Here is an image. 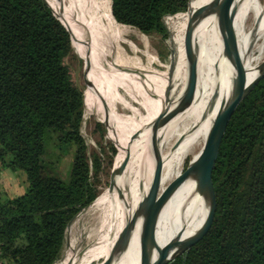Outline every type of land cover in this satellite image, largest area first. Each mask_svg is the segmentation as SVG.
I'll return each mask as SVG.
<instances>
[{"label":"trees","instance_id":"1","mask_svg":"<svg viewBox=\"0 0 264 264\" xmlns=\"http://www.w3.org/2000/svg\"><path fill=\"white\" fill-rule=\"evenodd\" d=\"M207 1L189 0L183 11L187 0H110V16L166 36L162 19L173 14L167 21L180 47L190 12ZM64 28L49 0H0V166L20 170L26 182L4 197L0 180L6 264H54L68 222L100 194L101 161L81 133L83 91L64 62L72 44ZM112 145L117 156L119 143ZM211 179L216 204L207 232L164 264H264V75L232 114ZM212 207L213 198L191 222L171 228L165 244L198 235Z\"/></svg>","mask_w":264,"mask_h":264},{"label":"bare ground","instance_id":"2","mask_svg":"<svg viewBox=\"0 0 264 264\" xmlns=\"http://www.w3.org/2000/svg\"><path fill=\"white\" fill-rule=\"evenodd\" d=\"M54 1L63 25L72 34L71 40L74 38L83 44L96 59V70L92 78L93 91L105 114L107 127L120 142L109 185L86 209L93 210L100 222L98 235L83 249L69 247L62 259L56 262L90 264L96 253L105 250L106 256L108 255L124 224L140 212L144 194L151 184L154 160L157 159L160 164L161 191L183 172L187 157L188 166L198 155L214 119L225 107L234 89L232 52L231 49L229 54L225 52V45L231 46L232 38L225 37L216 9L204 11L197 18L193 17L197 10H201L212 0L192 10L187 25L189 20L195 21L201 17L192 25V45L195 46L193 50L197 65L193 98L190 100L188 97V76L177 83V77L186 74L187 67L183 40L179 48L173 43L172 34L173 51L180 49V52L174 62L171 60L167 84L164 91L158 94L157 89L152 87L139 88L131 74L133 68L124 63L121 53L111 42L110 35L125 33L127 26L117 23L110 16V3L104 5L103 0ZM224 17L235 38L242 65V87H246L264 67V0H235L226 9ZM107 57L116 60L115 67L107 64ZM150 72L151 70H146L149 75ZM185 82L187 88L183 90ZM117 87L128 92L131 98L148 99V106L151 107L147 113L136 114L137 110L133 108L130 109L133 110L132 113L139 116L134 121L120 116L116 107L125 102L123 96L116 91ZM169 112L170 118L158 130V150L153 156L148 148L151 129L164 113ZM144 151L146 174L141 171ZM214 156L212 152L201 167L165 196L156 212L154 238L166 257L174 255L195 237L194 233L182 240L175 236L165 244L171 228L172 232L177 231L198 215L204 203L212 202L208 179ZM156 256L154 239L140 233L138 215L128 240L114 254L109 264H152Z\"/></svg>","mask_w":264,"mask_h":264},{"label":"rangeland","instance_id":"3","mask_svg":"<svg viewBox=\"0 0 264 264\" xmlns=\"http://www.w3.org/2000/svg\"><path fill=\"white\" fill-rule=\"evenodd\" d=\"M49 1L54 6L55 1ZM103 2L104 5H109L110 0H103ZM172 15H165L162 19L167 30L166 36H162L159 33L144 34L137 28L126 24H124L127 26V31L125 33L116 32L110 35V40L116 46L119 53H121L124 63L133 68L131 74L133 80L138 83L140 89L152 87L154 90L157 89L158 94L162 93L165 89L169 77L168 73L170 72L171 60L174 62L175 57L180 52V49L173 51L171 46V30L167 17ZM181 46L179 48H181ZM193 47L195 48V46ZM114 60L115 59H112V57L106 58V62L110 67H115L116 60ZM64 62L69 67L72 82L83 91V123L81 126V133L88 143V153H96L101 161L98 192L101 194L109 185L115 164L116 151L111 154L108 146L113 147L112 144L116 145L117 142H120L107 127L105 114L98 105L93 91L92 78L96 70V59L94 56L83 44H80L73 38L71 53L64 58ZM147 69L151 70L150 75L146 73ZM187 74L188 73L178 76L177 83H180L184 77L187 79ZM186 82L183 90L187 88ZM116 91L123 96L125 102L123 105L118 104L116 111L128 121H134L135 117H139L135 116L132 113L133 110L130 109L134 108L135 111L137 110L135 112L136 114L145 115L147 110L151 107L148 106V99H144L143 97L131 98L129 93L124 91L121 87H117ZM84 96L86 101L85 106ZM145 158L146 153L143 152L144 160L141 164V171L146 174ZM188 158L189 157H187V159ZM187 159L184 162V169L187 166ZM68 161L69 155L64 156L61 163L62 169L66 168ZM144 177L142 176V181ZM0 180L1 195L4 197L19 194L23 192L26 186L24 174L20 170L12 171L0 166ZM87 207L79 212L66 228L63 247L57 261L62 259L69 247L83 249L92 243L98 235L100 222L95 216V212L93 210H86ZM95 255L94 257L96 258L98 253ZM99 256L102 257V259L105 258V250L102 251ZM95 258L90 264L96 263ZM56 262L54 264H56Z\"/></svg>","mask_w":264,"mask_h":264},{"label":"water","instance_id":"4","mask_svg":"<svg viewBox=\"0 0 264 264\" xmlns=\"http://www.w3.org/2000/svg\"><path fill=\"white\" fill-rule=\"evenodd\" d=\"M45 1V0H44ZM235 1V0H234ZM233 0H229V2H225V0H212L209 4L202 7L201 10H197L194 14V18L199 17L204 11H210L213 9H216L219 12V22L222 28V31L225 35V37L232 38V44L231 46L226 44L225 45V52L226 54L230 53V49L232 52V59L234 64V70H235V76H234V89L233 92L225 105V107L222 109V111L216 116V118L213 121V124L208 132V135L203 143V146L201 147L198 155L194 159V161L188 165L183 172L173 178L166 187L159 191V180H160V164L157 159L154 160V167H153V174H152V180L151 184L149 185V188L144 194L143 201H142V207L140 212L138 213L140 217V233H143L144 235L151 237L154 239L157 256L153 260L152 264H164L169 259L173 258L175 255L183 251L184 249L190 247L192 244H194L196 241H198L200 238L204 236V234L207 232L213 215L215 211V194L213 190L212 185V179H211V171L214 166V162L217 157L219 145L222 139V136L224 134V131L226 129V126L234 113L238 103L242 100V98L255 86V84L258 82V80L264 75V67L259 72V74L255 77V79L246 87H242V65L239 59V54L237 50V46L235 43V38L233 36L231 27L229 22L225 19L224 14L226 9L230 4L234 2ZM46 3V2H45ZM189 0H187L186 6L183 11H186L188 8ZM47 4V3H46ZM49 7V6H48ZM50 11L54 15L53 11L49 7ZM111 12V10H110ZM56 18V16L54 15ZM114 18V17H113ZM57 19V18H56ZM192 24L193 20H189L188 26L186 28L184 38H183V51H184V58L186 62L187 67V73H188V79H189V99L192 100L194 91L196 88V81H197V65H196V58L194 55L193 45H192ZM65 32L69 36L70 40L72 38L71 32L64 28ZM170 118V112L168 114L164 113L163 116H161L153 125L150 137L148 140L149 149L153 156L156 155L158 150V130L160 127H162L166 120ZM145 152V151H144ZM214 152V161L210 169L209 174V185L211 188L212 198H213V207L212 212L209 217V220L207 221L204 228L201 230V232L196 235L194 238H192L190 241H188L185 245H183L174 255L170 257H166L164 250H161L159 245L156 243L154 238V220L156 216V212L164 199L165 196L170 194L175 190V188L192 172H194L196 169L201 167L206 160L208 159L209 155ZM144 181V178H143ZM87 207V206H86ZM85 207V208H86ZM84 209V208H83ZM82 209V210H83ZM81 210V211H82ZM79 211V212H81ZM78 212V213H79ZM138 215H133L123 226V228L118 233L113 245L111 246L108 255L102 259V257L99 256L100 253H98L97 257L95 258L96 263L95 264H109L114 256V254L126 243L129 237V232L132 229V225L136 222V219ZM73 220V218L68 222L66 228L68 227L69 223Z\"/></svg>","mask_w":264,"mask_h":264},{"label":"built area","instance_id":"5","mask_svg":"<svg viewBox=\"0 0 264 264\" xmlns=\"http://www.w3.org/2000/svg\"><path fill=\"white\" fill-rule=\"evenodd\" d=\"M8 262V258L5 257L3 254H2V250H1V247H0V264H6Z\"/></svg>","mask_w":264,"mask_h":264}]
</instances>
